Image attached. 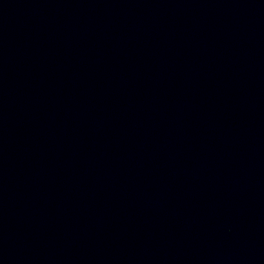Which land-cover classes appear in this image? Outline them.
Segmentation results:
<instances>
[{
    "label": "water",
    "instance_id": "95a60500",
    "mask_svg": "<svg viewBox=\"0 0 264 264\" xmlns=\"http://www.w3.org/2000/svg\"><path fill=\"white\" fill-rule=\"evenodd\" d=\"M0 264H264V0H0Z\"/></svg>",
    "mask_w": 264,
    "mask_h": 264
}]
</instances>
